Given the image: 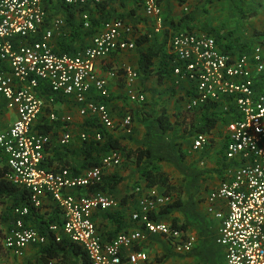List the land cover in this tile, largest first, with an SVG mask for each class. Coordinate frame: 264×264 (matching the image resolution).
<instances>
[{
  "label": "built area",
  "instance_id": "2783aa9c",
  "mask_svg": "<svg viewBox=\"0 0 264 264\" xmlns=\"http://www.w3.org/2000/svg\"><path fill=\"white\" fill-rule=\"evenodd\" d=\"M62 1L81 13L83 29L89 30L95 26L88 9L109 0ZM138 1L154 26L153 32L161 33L165 18L159 1ZM52 13L44 0H0V97L7 109L17 113L8 129L0 128V147L8 167L5 178L29 190L36 207L42 205L45 194L55 201L63 223L57 221L50 229L62 231L80 245L90 264H154L142 248L149 236L166 238L178 253L192 252L196 236L151 217L173 197L140 184L133 191L136 206L130 213V225L111 238L103 234L95 213L113 208L117 201L107 194L79 195L76 190L101 182L105 168L121 164L119 152L113 151L103 158L102 165L79 174L69 167L49 170L44 166L51 137L38 131L36 125L46 109L45 87L72 97L82 115L98 121L104 130L94 133L92 139L102 140L104 131L118 124L130 130L134 123L130 112L116 123L109 105L93 97L94 93L102 98L110 96L98 62L121 51L135 50L134 27L119 17L103 19L90 45L77 52H58L51 42L55 29L64 21ZM169 53L173 56L174 84L180 86L185 79L191 83L190 109L205 102L224 101L234 106L220 184L209 194L207 209L220 221L214 241L224 249L225 264H264V90L257 82L264 80V37L252 50L235 56L223 51L212 34L180 32L171 38ZM124 71L129 84L140 75L131 67ZM129 98L143 103L147 96L145 91L136 90ZM49 118L60 120L54 112ZM90 135L84 132L81 137L86 141ZM71 139V133L65 131L60 143L69 144ZM211 142V134L197 133L193 149L202 150ZM15 211L17 218L4 236L5 247L21 255L29 245L46 243L45 235L25 226L28 206Z\"/></svg>",
  "mask_w": 264,
  "mask_h": 264
},
{
  "label": "crops",
  "instance_id": "0c3cea01",
  "mask_svg": "<svg viewBox=\"0 0 264 264\" xmlns=\"http://www.w3.org/2000/svg\"><path fill=\"white\" fill-rule=\"evenodd\" d=\"M137 1L138 0H109V4L105 11L106 16L101 18V20L122 17V19H125L134 27V33L132 35L133 39H136L139 35L145 34L150 39L151 44H153L156 48H164V51L168 54H170V41L174 35V33H171L172 22H177L186 14L192 17V19H187L186 21V30L199 34H210L207 32V28H213L214 31L220 35V38L217 39V37L212 34L218 40L220 48L223 51L229 52L235 56L242 51L252 50L253 47L264 37V9H260L261 3H263L264 0H250L249 2L245 0H214L211 4H207L206 0H178L177 2L174 0H159L162 7V13L165 18L161 33L153 32L154 26L152 25L151 20L146 17L143 7L141 4L138 5L139 1ZM210 5L212 6L211 10H213L214 13L213 16H215L217 20L212 19L210 21H206L205 19V9H207L205 6ZM243 8L244 10H242ZM240 10H242V12ZM93 15L94 17L99 18L101 13L94 10ZM53 16L60 17L64 21L60 28L55 29L54 38L51 42L55 51L68 52L62 50L61 44L64 42H70V39L72 40L70 42V47L76 51H79L83 47L91 44L94 33L85 36L86 30H84L83 27L76 30L77 32H80V34L75 35L73 39L71 36V33L74 31L73 26L69 23L68 12L63 7L58 8ZM247 17L248 20H246ZM74 22L77 24L79 19L76 17ZM139 59L140 54L136 46L135 50L121 51L98 62L99 73L108 81L110 96L108 97L109 100L107 104L109 105L115 122L118 121L119 114L123 111L124 112L121 113L123 115L125 112H134L133 114L135 115L133 127L130 130L123 129L118 124L117 128L108 130V132L113 137L118 138L123 144L132 148L149 145L156 147L161 144L158 136L165 134L158 130V132L149 135L151 127L153 126V116L155 114H161L163 109H166L168 115L171 117V120L175 122L176 112H179L180 110L183 111L184 109H190L189 103L193 95V91L190 89L191 83L187 79L183 80L180 86H176L174 84V63H171V68L168 73L165 74V78L162 83L159 82L156 74H153L146 80L140 74L135 82L129 84L125 76L124 68L131 67L138 71ZM156 62V65L158 66L160 60H157ZM257 82L258 86L264 90V80L257 79ZM136 90L145 91L147 95V100L145 102L138 103L130 100L129 95ZM52 92L53 91H51L49 87H45L43 99L46 102V109L43 115L46 116V120H48L50 125L53 124L55 126L45 132L38 129V131L47 133L51 137V141L45 152L44 166L49 170L56 169V164L49 167V160L55 151L58 150L64 156L65 160H68L73 166L83 172L88 168L83 167L85 159L83 154L78 151L84 141L81 134L84 132L90 133L91 135L89 140H91L94 133L104 129L101 126V129L98 128L95 124H99L96 119H89V117L82 115L80 113V108L77 106L72 97L60 94L62 99L57 100ZM97 96V94H93L95 99ZM217 109L219 112H222V120L211 133L212 140H216V144L213 147L208 148L202 154L203 150L193 149L192 141L190 147L187 149L183 148V152L184 155H186V161H189L190 164H194V162H196L199 158L202 156L204 157L203 160L201 159L202 161L200 160L201 162H197L192 166V168H195L194 170H199V172H201L202 167L210 161L217 163L215 166H217L216 168L221 169L220 172H214V175L211 178L207 177V174L209 173L203 174L202 180L196 184V187H193L194 184L190 183L189 178H187L186 181L182 178L178 180L177 175L172 173L173 165L170 164V162L163 161L159 163L160 167L169 173L171 179L174 177V184H179V186L183 187V199L185 202V205L182 208L185 211L182 216L177 212L178 210H174L172 213L165 214L164 217L160 218V220L169 224H172L173 222H177L178 224L186 222V233L196 236L197 243L192 252L182 254L176 252L171 241L166 238L160 236H149V239L142 245V248L149 253L150 258L152 259L151 261H153L154 264H223L224 249L215 243L213 237L215 234L213 235L210 233V227L206 225L204 214L207 215V198L209 194L220 184L222 167L224 164V143L226 141L228 124L232 119H234L235 114L233 111L234 106L228 102H220ZM51 112L59 115L60 120L51 121L49 118V114ZM179 114L180 112L177 114L178 117H181ZM16 117V111L7 109L5 99L0 97V128L2 130L8 129ZM67 118H70V120L67 121ZM182 118L184 121L185 118ZM121 119H119L117 123H119ZM41 122L42 119L39 118L36 127ZM65 131H69L72 135V139L69 144L60 143V138ZM192 138L194 139V136H192ZM5 159L6 157L3 154L0 158V166L7 167ZM125 162L129 165L133 164L135 166V172L132 166V174L128 173V166L112 171L117 173L122 178V181L113 190L115 197H121L123 196V193H126V190L132 189L135 185V180H139L140 185L146 186V181L140 175L136 164L128 160H125ZM61 168L59 167V169ZM109 168L112 167L105 168V173H107V169ZM135 187L133 188V191ZM41 199L43 206L42 211L47 212L48 210H52L55 205V201L46 194L43 195ZM131 199L134 200L133 206L135 207L136 201L134 197L131 196ZM11 205L10 201L4 205H0V229L4 236L8 228L17 218L15 211L16 208H13ZM55 206L57 207V205ZM5 215H8V218H5ZM57 221L58 220L56 219L52 224ZM24 223L26 227L34 228L30 219L27 220V224L25 220ZM2 238H0L2 243V249L0 252H7V257L2 259L0 256L1 264H16L17 261L19 263L22 261L26 262L25 260L32 255L35 256L36 260L39 248L47 244L46 241L44 244L29 245L23 250L21 255H16L6 247V249L4 248L5 245L2 242Z\"/></svg>",
  "mask_w": 264,
  "mask_h": 264
},
{
  "label": "trees",
  "instance_id": "16d2710c",
  "mask_svg": "<svg viewBox=\"0 0 264 264\" xmlns=\"http://www.w3.org/2000/svg\"><path fill=\"white\" fill-rule=\"evenodd\" d=\"M213 1L214 0H206L207 4H211ZM44 2L47 8L53 13H56L58 8L63 7L68 12L69 23L73 26L74 31L71 33V36L74 39L75 35L80 34V32L76 31L77 29L83 27V21L80 15L81 13L79 11H72L65 5V3H63L62 0H44ZM108 4L109 1L97 5L96 8L88 9L90 13V19L95 28L86 30V34L91 35L96 31V26L100 24L101 18L106 16L105 11ZM139 4L140 3L138 2V5ZM92 9L101 13L99 18L94 17V10ZM76 17L79 19L77 24L74 22ZM187 19H192V17L186 14L177 22L173 21L171 33H174L175 35L180 32H187L188 30L185 28ZM207 32L213 34L215 37H217V39L220 38V35L215 32L213 28H207ZM71 41L72 40L70 39V42ZM70 42L62 43V50L68 52H77L76 50L72 49V47H70ZM135 43L140 54L138 72L145 80L150 78L153 74H156L158 76L159 82L162 83L165 78V74L168 73L171 68L173 56L165 52L164 48L162 47L156 48L150 43V39L145 34L137 36ZM157 60H160L158 66L156 65ZM52 93L57 100L62 99L60 94H56L54 92ZM96 100L107 103L109 99L97 97ZM218 104L219 103L205 102L197 107H193L187 111H184V118L185 121L188 120V123L186 130L181 136L183 138H191L197 133L211 134L217 127L218 123L222 120V112H219L217 109ZM40 119H42V122L36 127L37 130L39 129L40 131L45 132L54 128L55 125H50L48 120H46L47 118L45 115L42 114ZM95 124L99 129H101L102 126L100 124ZM175 128V123L171 120L167 110L163 109L161 114H155L153 116V126L151 127L149 135L158 132V130L166 134L175 130ZM78 151H80L84 156V168L102 165V160L104 157L111 154L113 151H117L126 161L128 160L136 164L140 175L146 181V187L156 188L161 194L171 195L173 197V201L162 206L159 211L152 212L151 217L153 219L160 220V218L164 217L165 214L181 209L185 205L183 199V187L174 184L170 175L164 171L159 164L163 161H171L173 157L176 156L173 148L170 146L163 145L155 147L149 145L132 148L123 144L118 138L113 137L108 131H104L102 140L99 141L91 139L83 141ZM179 152L180 156L183 158L184 154L180 147ZM2 156L3 153L0 147V158ZM55 164L57 165L55 170H58L59 167L61 168L69 166V168L72 169L75 174L82 173L80 169L73 166L68 160H65L64 156L58 150L55 151V153L50 157L49 167L54 166ZM220 170V168H215L207 169L204 172H220ZM7 172L8 167L0 166V205H4L10 201L13 208L28 206L29 213L25 215L24 219L26 224L27 220L30 219L32 226L47 238V244L40 247L38 250L36 264H77L79 261H82L85 264H90L85 251L80 245L70 241V239L62 231L57 232L50 229L51 224L56 219L60 224L63 223L60 208L58 206L56 207L55 204L52 210L43 212L42 205L36 207L31 203V193L29 190L22 189L18 185L5 178ZM121 181L122 178L117 173H105L101 182L89 188H84L83 190H76V193L79 195L103 193L109 196H114L113 190ZM130 196H134V193H132ZM128 199L129 196H126L122 199L124 205L127 204ZM111 209L112 208L98 210L95 213V219L101 226L103 234L108 235L110 238L130 225V213H126L124 210L113 211ZM5 218H8V215H5ZM104 219L107 221H104ZM171 227L173 229L186 231L187 223L185 222L178 224L177 222H173ZM3 236V232L0 229V238ZM59 237L60 239H58ZM1 249L2 243L0 239V250Z\"/></svg>",
  "mask_w": 264,
  "mask_h": 264
},
{
  "label": "rangeland",
  "instance_id": "374dc122",
  "mask_svg": "<svg viewBox=\"0 0 264 264\" xmlns=\"http://www.w3.org/2000/svg\"><path fill=\"white\" fill-rule=\"evenodd\" d=\"M174 1H178V0H174ZM245 1H250V0H245ZM182 4V3H181ZM183 5V4H182ZM257 6V5H256ZM259 6V5H258ZM207 9H205V12H206V15H205V19H206V21H210V20H212V19H215V20H217L216 19V17L215 16H213V10H211V8H212V6L210 5V6H205ZM217 8V7H216ZM248 8V7H247ZM260 9H264V2L263 3H261V7H260ZM242 10H244V8L242 9ZM242 10H240L241 12H242ZM246 11H248V10H246ZM262 11V10H261ZM241 14V13H240ZM246 20H248V17L246 18ZM208 27H210V26H208ZM88 34H86L85 33V36H87ZM147 96V95H146ZM147 100V99H146ZM132 111V110H131ZM182 110H180L179 112H180V114H179V116L181 115V117H178V113L179 112H176V119H175V127H176V131L174 130V131H171V132H169V133H167V134H165V135H159L158 136V138H160V142H161V144L159 145V146H163V145H166V146H170L171 148H173V150H174V152H175V154H176V156H174L173 157V159L171 160V161H168V162H170V164H172L173 165V171H172V173L173 174H176L177 175V178H178V180L180 179V178H182V179H184L185 181L187 180V178H189L190 180V183L191 184H194L193 185V187H196V184L198 183V182H200V180H202V175L203 174H205V173H209V174H207L208 176L207 177H212L213 175H214V172H204V171H206L207 169H205V168H208V169H215L217 166H215V164L217 165V163L216 162H210V161H208V163H206L203 167H202V170H201V172H199V170H194L195 168H192V166L195 164V163H199V162H201L202 160H203V156L201 157V158H199L196 162H194V164H190V162L189 161H186V159H185V157H186V155H184V157L182 158L181 156H180V152H179V147L182 149V151H184L183 150V148H185V149H187L188 147H190L191 146V144H192V141H193V138L191 137V138H183L181 135L184 133V131L186 130V127H187V123H188V120H186L185 121V119H184V121H183V118L182 117H185L184 116V114H183V112L184 111H187V109H184L182 112H181ZM124 112V111H123ZM123 112H121V113H123ZM119 114V119H121V118H123V114ZM134 112H132V114H133ZM133 116H134V120H135V115L133 114ZM119 119H118V121H119ZM118 121H116V123L118 122ZM118 126L116 125V127L115 128H117ZM177 136V137H176ZM177 138H178V140H177ZM158 140V139H157ZM157 143H158V141H157ZM216 144V140H212V142L209 144V145H207V146H205V148L204 149H202L203 150V152H202V154L208 149V148H210V147H213L214 145ZM201 150V151H202ZM183 154H184V152H183ZM174 155V154H173ZM202 159V160H201ZM201 160V161H200ZM125 166H128L129 168L127 169V171H128V173L129 174H132V168H134V172H135V166L133 165V164H128L127 162H125V159L122 157V162H121V164H119V165H116V166H113L112 168H109V169H107V173L108 172H112V171H114V170H117V169H119V168H124ZM131 166H132V168H131ZM205 167V168H204ZM199 169H201V168H199ZM204 169V170H203ZM192 172V173H191ZM168 173V172H167ZM202 173V174H201ZM169 174V173H168ZM172 174V175H173ZM173 179H174V177L171 179L172 180V182H173ZM135 185L132 187V189H129V190H126V193H123V196H121V197H115V196H113L114 198H115V200L117 201V205L116 206H114L111 210H113V211H125L126 213H131V211L133 210V208H134V206H133V199H131V194H132V191H133V188L136 186V185H138L139 184V180H135ZM174 183V182H173ZM179 185V184H178ZM205 190V189H204ZM126 196H129V199H128V202H127V204L126 205H124L123 204V202H122V199L124 198V197H126ZM129 200H130V202H129ZM183 208V207H182ZM178 209V213L182 216V214H183V212L185 211V210H183V209ZM204 216H205V219H206V225L208 226V227H210V233L211 234H215L213 237H215L216 236V232H217V230H218V226H219V221H218V219L217 218H215L214 216H212V214L211 213H209L208 211H207V215H205L204 214ZM104 221H107V220H105L104 219ZM212 237V238H213ZM3 239V243H4V237L2 238ZM4 248H5V246H4ZM6 249V248H5ZM202 252V251H201ZM8 253H9V251H8ZM0 256L2 257V259L3 258H5V257H7V252H5V251H2V252H0ZM28 259H30V260H28ZM28 259H26L25 261L26 262H16V264H36V260H35V256L34 255H32L31 257H29ZM204 259V258H203ZM28 260V261H27ZM0 264H1V261H0ZM77 264H85L84 262H82V261H79ZM223 264H225L224 263V259H223Z\"/></svg>",
  "mask_w": 264,
  "mask_h": 264
}]
</instances>
